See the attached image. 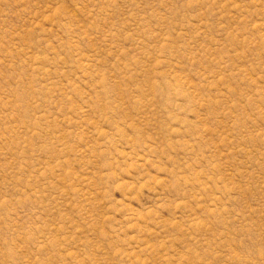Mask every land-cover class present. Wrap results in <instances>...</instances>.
Instances as JSON below:
<instances>
[{
	"label": "rangeland",
	"instance_id": "374dc122",
	"mask_svg": "<svg viewBox=\"0 0 264 264\" xmlns=\"http://www.w3.org/2000/svg\"><path fill=\"white\" fill-rule=\"evenodd\" d=\"M0 264H264V0H0Z\"/></svg>",
	"mask_w": 264,
	"mask_h": 264
}]
</instances>
